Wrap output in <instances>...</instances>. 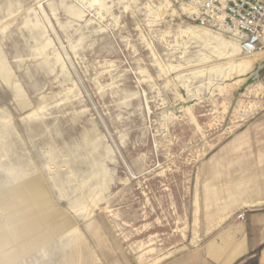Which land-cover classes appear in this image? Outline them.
<instances>
[{
    "label": "rangeland",
    "instance_id": "rangeland-1",
    "mask_svg": "<svg viewBox=\"0 0 264 264\" xmlns=\"http://www.w3.org/2000/svg\"><path fill=\"white\" fill-rule=\"evenodd\" d=\"M187 3L0 0V264H217L264 208V53Z\"/></svg>",
    "mask_w": 264,
    "mask_h": 264
},
{
    "label": "built area",
    "instance_id": "built-area-1",
    "mask_svg": "<svg viewBox=\"0 0 264 264\" xmlns=\"http://www.w3.org/2000/svg\"><path fill=\"white\" fill-rule=\"evenodd\" d=\"M187 1L196 8L190 13L193 21L230 33L244 55L264 52V0ZM244 218V214L238 215V219Z\"/></svg>",
    "mask_w": 264,
    "mask_h": 264
},
{
    "label": "crops",
    "instance_id": "crops-1",
    "mask_svg": "<svg viewBox=\"0 0 264 264\" xmlns=\"http://www.w3.org/2000/svg\"><path fill=\"white\" fill-rule=\"evenodd\" d=\"M241 213L245 216L244 220L237 216L223 224L234 240L229 252L218 258L217 264H264V208ZM229 216L226 215V218ZM208 254L211 257L220 256L213 244L209 246Z\"/></svg>",
    "mask_w": 264,
    "mask_h": 264
},
{
    "label": "bare ground",
    "instance_id": "bare-ground-1",
    "mask_svg": "<svg viewBox=\"0 0 264 264\" xmlns=\"http://www.w3.org/2000/svg\"><path fill=\"white\" fill-rule=\"evenodd\" d=\"M183 9L185 10V11H187V12H189V13H195L196 12V8L194 7V4H192V3H188V4H183ZM238 45H239V43H238ZM239 50H240V47H239ZM240 52H241V50H240ZM242 53V52H241ZM260 53H264V52H259V53H257V54H260ZM257 54H254V55H251V56H247V57H252V56H255V55H257ZM253 64V63H252ZM252 64H251V66H252ZM247 66H250V64H248ZM246 67V66H245ZM249 68V67H248ZM246 70V69H245Z\"/></svg>",
    "mask_w": 264,
    "mask_h": 264
}]
</instances>
